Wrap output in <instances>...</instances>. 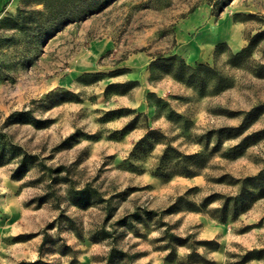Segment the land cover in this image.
Returning a JSON list of instances; mask_svg holds the SVG:
<instances>
[{"label":"rangeland","instance_id":"1","mask_svg":"<svg viewBox=\"0 0 264 264\" xmlns=\"http://www.w3.org/2000/svg\"><path fill=\"white\" fill-rule=\"evenodd\" d=\"M29 1L0 0V264H264L243 261L264 195L227 201L264 168V133L238 145L264 129V0H110L44 37L5 28ZM168 146L201 154L195 175L157 173Z\"/></svg>","mask_w":264,"mask_h":264},{"label":"trees","instance_id":"2","mask_svg":"<svg viewBox=\"0 0 264 264\" xmlns=\"http://www.w3.org/2000/svg\"><path fill=\"white\" fill-rule=\"evenodd\" d=\"M110 0H30L28 6H20L15 14L9 15L2 20V24L5 28H16L24 32H32L33 36L44 37L51 32L60 29L65 23L76 20L77 18L86 16L87 13L92 12L93 9L105 5ZM224 1V0H222ZM42 3L43 8L34 7V3ZM171 59V58H168ZM264 68V65L261 66ZM264 74V72H260ZM92 76H99L101 73L94 72L90 73ZM264 108V104L258 105L253 108L252 111ZM245 120V119H244ZM239 126L230 127V129L236 130L237 133L242 131L244 127V122ZM158 130L152 129L150 134L146 136L141 141L147 140L150 135L158 133ZM264 133V129L247 135L238 145L242 144L248 138L253 135ZM18 148V147H14ZM201 154H182L178 149L173 146H168L163 151L160 158V165L157 167V173L162 176H170L175 173H182L185 175H195L196 171L192 164H196L197 159ZM176 159L177 166L176 169H170L165 161H171ZM195 161H192L194 160ZM21 162L26 164V162H33L32 156L25 154ZM241 182V189L237 195L227 198V201L233 200L234 204L238 207L235 209L237 214L239 209L245 207V198L251 194L253 191L249 189V186L257 190L258 195H264V168H262L257 174L246 176L244 178L238 179ZM208 199V198H207ZM226 201V204L228 202ZM224 217V216H223ZM264 257V249H251L247 250L243 255V261H247L253 258ZM40 261H35L31 264H40Z\"/></svg>","mask_w":264,"mask_h":264}]
</instances>
